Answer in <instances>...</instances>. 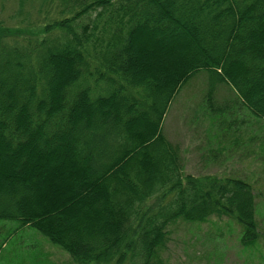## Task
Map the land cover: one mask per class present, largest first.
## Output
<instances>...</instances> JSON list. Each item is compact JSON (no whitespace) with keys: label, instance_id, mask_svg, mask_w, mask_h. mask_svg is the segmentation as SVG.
<instances>
[{"label":"trees","instance_id":"obj_1","mask_svg":"<svg viewBox=\"0 0 264 264\" xmlns=\"http://www.w3.org/2000/svg\"><path fill=\"white\" fill-rule=\"evenodd\" d=\"M16 1L69 15L29 35L0 19V220L75 264L162 263L170 223L212 215L258 247L252 185L186 172L162 123L201 72L210 110L225 83L264 120V0Z\"/></svg>","mask_w":264,"mask_h":264},{"label":"rangeland","instance_id":"obj_2","mask_svg":"<svg viewBox=\"0 0 264 264\" xmlns=\"http://www.w3.org/2000/svg\"><path fill=\"white\" fill-rule=\"evenodd\" d=\"M66 15L51 3L42 7L38 2H26L20 13L16 0H0V19L23 35ZM231 87L216 84L210 110L204 100L207 74H196L169 106L162 131L180 146L186 172L239 177L252 185L258 247L244 249L238 224L225 216L212 215L205 222L178 219L167 226L168 239L158 255L162 263L153 264H264V120L243 107ZM17 224L16 220H0V242L8 250L12 247L1 253L5 258L0 264H19V255L29 264H75L37 229L17 228Z\"/></svg>","mask_w":264,"mask_h":264}]
</instances>
